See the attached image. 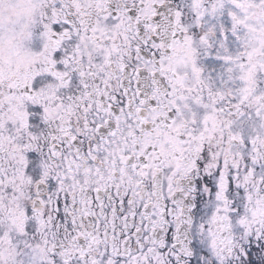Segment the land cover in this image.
<instances>
[{
  "label": "snow or ice",
  "instance_id": "obj_1",
  "mask_svg": "<svg viewBox=\"0 0 264 264\" xmlns=\"http://www.w3.org/2000/svg\"><path fill=\"white\" fill-rule=\"evenodd\" d=\"M0 264H264V0H0Z\"/></svg>",
  "mask_w": 264,
  "mask_h": 264
}]
</instances>
